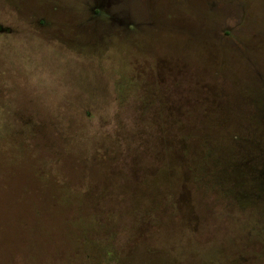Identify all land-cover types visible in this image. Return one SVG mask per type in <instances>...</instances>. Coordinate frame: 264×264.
I'll use <instances>...</instances> for the list:
<instances>
[{
    "label": "rangeland",
    "instance_id": "obj_1",
    "mask_svg": "<svg viewBox=\"0 0 264 264\" xmlns=\"http://www.w3.org/2000/svg\"><path fill=\"white\" fill-rule=\"evenodd\" d=\"M0 264H264V0H0Z\"/></svg>",
    "mask_w": 264,
    "mask_h": 264
}]
</instances>
